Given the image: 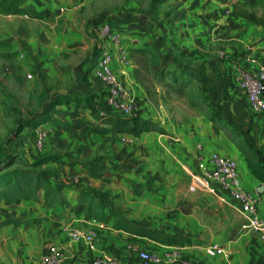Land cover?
Returning a JSON list of instances; mask_svg holds the SVG:
<instances>
[{"label": "rangeland", "instance_id": "374dc122", "mask_svg": "<svg viewBox=\"0 0 264 264\" xmlns=\"http://www.w3.org/2000/svg\"><path fill=\"white\" fill-rule=\"evenodd\" d=\"M69 1L67 6L60 5L63 10L57 6L54 13L25 11L27 18L21 19L0 11V160L7 157L0 171L7 165L8 170L18 168L46 181L35 192L32 182L22 183L19 191L0 185V233H4L0 234V243L3 239L12 242L20 230L23 221L15 217L18 209H25L19 204L22 199L28 202L43 195L48 202L65 201V182L73 176L77 178L72 179L73 185L79 184L83 177L81 165L88 166V176L97 185L87 191L92 202L90 214L103 215V220L112 221L114 227L123 226L175 245L193 239L181 233V225L208 235L212 229L213 241H221L228 227L230 231L237 227L247 231L242 227V215L229 204L218 202L216 188L214 192L187 191L190 174L197 167L192 155L202 150L198 145L202 148L203 142L194 139L202 119L230 132L239 129L244 120L264 119V113L251 111L231 120L227 117L228 104L232 100L238 103L239 99L233 97L235 86L230 96L219 87L221 79L226 80L217 67V61L224 60L218 58L223 47L214 45L215 61L210 63L202 60L205 47L192 50L178 46L164 53L151 46L134 45L139 40L126 35L125 21L141 22L144 14L165 11L166 6L159 5L161 0ZM102 23L125 36L129 65L149 104L142 115V120L148 122L147 129L135 134L118 126L112 138L86 135L88 129L98 133L105 130L89 120L96 112L95 121L104 122L99 118L106 110L100 108L104 85L90 70ZM9 42L16 45L12 52L6 48ZM129 92L132 93L130 89ZM134 97L136 100L139 95L135 93ZM61 105L63 110L71 109V118L84 115L81 126L76 124L77 119L70 123L49 119L46 122L53 127H38L47 136L38 150L34 137L37 128H29L43 124L41 114L58 112ZM65 114L66 111L62 115ZM158 134L167 135L166 139L179 147L175 157L164 156L162 149L167 143L153 138ZM188 137L192 138L190 143ZM97 140L101 144L92 151ZM261 144L263 148L255 152L249 150L248 143L241 142L239 146L246 149L249 161L256 156L264 166V141ZM44 155L52 159L37 163ZM73 167L77 171L69 170ZM31 192L30 198L14 199L17 194ZM180 213L182 223L177 229L170 228L175 224H167L166 214Z\"/></svg>", "mask_w": 264, "mask_h": 264}, {"label": "crops", "instance_id": "0c3cea01", "mask_svg": "<svg viewBox=\"0 0 264 264\" xmlns=\"http://www.w3.org/2000/svg\"><path fill=\"white\" fill-rule=\"evenodd\" d=\"M235 1L161 0L159 5L166 6L165 11L159 9L160 11L155 13L144 14L141 22L133 21L132 19L124 23V26L128 28L126 29L128 32L126 35L139 40L134 45L151 46L164 53H170V49L178 46H189L193 48L192 50L205 47L206 54L202 60L205 59L211 63L215 61L212 52L214 45L215 47H223L222 53L218 55V58L224 57V60H218L217 67L224 72L222 78L226 80L221 79L219 87L226 95L230 96L232 88L235 86L236 92L233 97L239 99L238 103L234 104V100H232L233 102L231 101L228 104L230 111L226 112L230 120L250 111L245 92L236 85L237 67L253 68L260 63H264V28L260 25L242 23L237 19H232L230 14ZM252 1L248 0V2ZM69 3V0H25L23 5L26 12L45 11L54 13L57 6L63 4L67 6ZM26 12L12 14V16L19 19L27 18ZM15 47L16 45L11 42L6 46L9 52H12ZM226 52L230 55H227ZM252 56H254L253 61H251ZM202 60L200 59V61ZM115 68L122 85L132 91L130 93L133 97L135 93L139 95L136 101L139 102L140 118L142 119L145 109H149V104L146 102L143 91L138 87L131 66L115 62ZM101 101L104 105L102 99ZM103 105L100 108L104 107L115 115L120 113ZM59 108V111L55 114V121L63 119L70 123L77 119L79 122L76 124L81 126V118L84 115L77 113L79 116L76 119L74 117L71 118L70 108L63 110L62 105ZM65 111L66 114L63 116L62 114ZM94 115H97V113L95 112L92 118H89L88 113L85 114L89 120L96 122L94 124L95 127L105 130L98 133L88 129L86 130V135L92 134L100 138H112L118 125L110 119L104 122H97ZM202 120L200 128L197 129L198 131L194 137V139H199L203 142L202 150L195 151L192 155L193 158L195 157V162L199 154L207 158L212 152L234 158L238 162V173L243 188L255 194L257 197V211L264 217V190L261 193L255 191L257 186L261 183L264 184V181L253 173L251 162L249 161L250 155L245 148L239 146V143L245 142L248 143V146L255 149L263 148L261 143L264 141V119L256 121L244 120L241 123L242 126L235 132L215 128V124H212L208 119ZM231 123L239 124L234 123L233 120ZM42 125L54 126L46 122L29 129L34 131ZM166 136L165 134H158L153 136V138L157 137V140L167 143L166 147L164 146L162 149L164 156L175 157L179 153V147L176 148V143L166 139ZM176 140H179V137L176 136ZM188 140L189 142L187 143H190L192 138L188 137ZM45 141L46 139L44 144ZM100 144L101 142L97 140L91 150L93 151ZM185 146L188 145L185 144ZM164 166L166 167L167 164ZM69 170L77 171L75 167L69 168ZM79 170L81 171L80 176L83 177L78 185H73L72 179L77 180L73 176V178L69 176L67 178L68 181L66 180L65 182L66 186H68L66 188L67 191H64L65 201L55 202L52 200L48 202L47 197L41 195L37 199H32L28 202L24 199L19 202L21 207L25 205V209L23 211L18 209L15 218L22 220L23 224H20V230L17 231L12 242L3 239L4 242L0 243L2 246L0 247V261L2 264H33L50 243L56 244L71 264H92L93 252H90L84 244L73 243L68 238L64 231V226L67 224H75L85 230L95 229L97 232L95 244L98 251L106 252L116 257L122 264H137V251L139 249L162 253L166 246L171 244L168 240L155 239L123 226L114 227L112 221L108 219L103 222L104 227L98 228L97 223L102 221L94 219L89 214L87 203L78 201L81 192L88 191L91 187L97 188V185L95 180L88 176V166L81 165ZM193 170L196 171L197 167ZM215 195L218 202L229 204L240 213L238 202L225 191L217 187ZM28 219L35 221L26 222ZM165 220H167V224L168 222L175 224L170 225V228L177 229L180 226L179 223H182L183 214H166ZM166 228L165 226L164 230H167ZM180 228L183 235L193 237L188 243L184 242L178 246L181 247L182 256L193 261L194 264H264V240L260 239L254 232L241 230L239 227L230 231L228 227V234L221 241H213L214 234L212 229H210V234L208 235L196 230L190 231L183 225ZM5 236L3 235V237ZM205 238H207V241L204 240ZM213 242L224 248V254L215 256L205 254L202 247ZM2 256L6 258L4 259ZM174 264L182 263L177 262Z\"/></svg>", "mask_w": 264, "mask_h": 264}, {"label": "built area", "instance_id": "2783aa9c", "mask_svg": "<svg viewBox=\"0 0 264 264\" xmlns=\"http://www.w3.org/2000/svg\"><path fill=\"white\" fill-rule=\"evenodd\" d=\"M63 10V6L59 7ZM125 36L108 23L99 26V42L90 67L94 77L104 85L103 102L106 107L115 109L128 117L140 115V107L128 89H126L116 73L115 62L129 65L130 60L125 50ZM22 57V54L19 55ZM254 56L251 57L253 61ZM236 85L245 92L249 110L252 113H264V63L253 68L237 67L235 77ZM35 145L41 150L46 138V131L37 128L35 131ZM199 149L201 145H198ZM197 170L190 174L187 184L188 192L207 190L214 192L220 188L239 204V210L243 218L242 227L254 232L264 240V217L257 211V197L251 191L243 188L239 173L238 162L229 156L212 152L207 158L199 154L197 158ZM98 228L104 227L103 222L97 223ZM64 231L73 243L84 244L90 252H93L92 264H122L116 257L106 252L98 251L95 238V229H82L75 224H67ZM208 256L224 254V248L217 243H208L202 247ZM137 264H194L181 254V247L175 244L166 246L162 253L139 249L137 251ZM33 264H71L62 250L56 244H48Z\"/></svg>", "mask_w": 264, "mask_h": 264}, {"label": "trees", "instance_id": "16d2710c", "mask_svg": "<svg viewBox=\"0 0 264 264\" xmlns=\"http://www.w3.org/2000/svg\"><path fill=\"white\" fill-rule=\"evenodd\" d=\"M25 0H0V11L3 10L6 14H21L25 12L24 7ZM232 19H237L238 21L242 23H252L256 25H260L264 28V0H253L252 2L248 1H237L233 4L232 7V13L230 14ZM59 104V102L55 103ZM105 105V104H104ZM103 114L100 115L101 120H112L116 125L125 127L130 133H137L138 131H141L145 129L148 126V122L144 121L139 116L136 117H128L121 113L113 114L110 111L102 110ZM57 112H50V110L46 111V113L41 114V119H43L40 122L46 123V121L54 120L56 119L55 114ZM47 116V117H46ZM122 118V121L119 119ZM31 124V123H29ZM147 129V128H146ZM104 130H100L102 132ZM249 150L252 152H255L256 149L249 146ZM7 158V157H6ZM0 160V166L5 163V160ZM51 155H44L41 157L37 163L45 162L48 160H51ZM251 162V168L255 175H257L261 180L264 181V166L260 164L259 159L254 156ZM7 165H4L2 167V171H0V185L5 186H12L13 189L19 191L21 189V186L24 184L30 185V183H34L33 191H37L46 181L42 179L39 176L31 177V173L28 171H24L18 168L8 170L6 169ZM1 170V169H0ZM23 183V184H22ZM1 192V191H0ZM34 192H31V194H17L14 196V199L17 198H30ZM79 202L87 203V208L90 214L91 209V199L87 197V191L80 193L79 195ZM102 206V205H100ZM93 218L105 222L103 220L104 216H94ZM26 222H31L30 220H26Z\"/></svg>", "mask_w": 264, "mask_h": 264}, {"label": "water", "instance_id": "95a60500", "mask_svg": "<svg viewBox=\"0 0 264 264\" xmlns=\"http://www.w3.org/2000/svg\"><path fill=\"white\" fill-rule=\"evenodd\" d=\"M263 190H264V184H263V183H261L259 186H257V187L255 188V191H256L257 193H261Z\"/></svg>", "mask_w": 264, "mask_h": 264}]
</instances>
